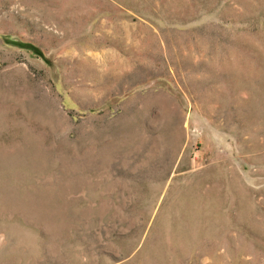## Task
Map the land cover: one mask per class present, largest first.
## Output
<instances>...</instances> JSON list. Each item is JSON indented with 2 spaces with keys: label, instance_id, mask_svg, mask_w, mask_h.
I'll return each mask as SVG.
<instances>
[{
  "label": "rangeland",
  "instance_id": "obj_1",
  "mask_svg": "<svg viewBox=\"0 0 264 264\" xmlns=\"http://www.w3.org/2000/svg\"><path fill=\"white\" fill-rule=\"evenodd\" d=\"M0 264H264V0H0Z\"/></svg>",
  "mask_w": 264,
  "mask_h": 264
}]
</instances>
